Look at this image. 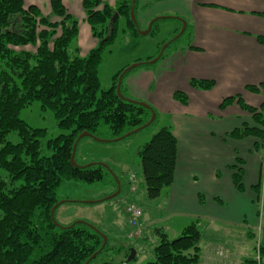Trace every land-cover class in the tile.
Returning <instances> with one entry per match:
<instances>
[{"label": "trees", "instance_id": "1", "mask_svg": "<svg viewBox=\"0 0 264 264\" xmlns=\"http://www.w3.org/2000/svg\"><path fill=\"white\" fill-rule=\"evenodd\" d=\"M132 1L121 0L117 7L104 4L98 10L100 0H84L87 20L102 44L83 58L70 51L78 26L61 0L51 2L53 15L60 21L43 15L38 6L26 5L24 0H0V264H90L95 253L108 249L109 236L105 235L107 243L103 247L104 235L98 229L84 222L61 226L52 210L60 205L57 190L64 181L93 184L110 174L109 166L72 164L74 148L83 133L96 137L99 127L106 125L120 138L127 126L140 131L154 113L152 108L127 99L122 84L118 94L123 72L115 77L110 89L100 92L98 70L103 49L114 39L119 19L126 21L132 35H138V11L144 13L151 8V2L136 0L135 22L131 16ZM115 15L117 19L113 21ZM157 24L158 20L150 33L157 31ZM186 34L190 39L188 24L181 37ZM164 53L160 50L159 59ZM192 85L210 90L215 83L193 80ZM182 96L179 92L177 98ZM232 99H226L222 107L229 106ZM34 101L52 110L58 126L70 132L52 138L46 129L33 128L22 120L21 110ZM240 104L252 115L256 126H244L234 131L232 138L253 136L263 143L264 104L260 109L241 101ZM14 136L17 142L13 141ZM138 155L147 197L157 199L175 180L178 142L171 127L154 134ZM113 178L121 193V178L117 174ZM242 179L239 170L233 180L240 192L245 190ZM261 186H254L253 190L258 193ZM156 234L160 241L154 250L155 260L147 264H200L202 231L198 222L186 226L174 240L163 229H156ZM133 242L119 245L118 249L126 248L129 257ZM260 252L264 258V245Z\"/></svg>", "mask_w": 264, "mask_h": 264}, {"label": "crops", "instance_id": "2", "mask_svg": "<svg viewBox=\"0 0 264 264\" xmlns=\"http://www.w3.org/2000/svg\"><path fill=\"white\" fill-rule=\"evenodd\" d=\"M24 2L44 5L39 0ZM162 9L180 12L191 32L186 48L177 52L169 67L172 78H184L187 88L173 94L170 88L175 98L183 93L185 109L173 114L170 125L178 156L174 183L166 188V210L172 217L182 216L188 225L199 223L207 247L204 252L201 249L200 264L229 263L235 238L225 225L245 229L250 236L262 218L258 207L259 199H264V142L253 136L235 139L231 134L256 126L240 101L256 109L264 104V0H173L165 8L146 15L141 12L139 19L147 25ZM193 80L214 81L215 85L204 90L194 87ZM228 98H233L232 103L223 108ZM233 105L237 109L226 110ZM222 109L226 110L223 114ZM239 170L243 192L233 180ZM259 184L261 190L256 193L253 187ZM122 213L129 231L125 209ZM144 239L136 241L144 243ZM218 247H224V258L217 255Z\"/></svg>", "mask_w": 264, "mask_h": 264}, {"label": "rangeland", "instance_id": "3", "mask_svg": "<svg viewBox=\"0 0 264 264\" xmlns=\"http://www.w3.org/2000/svg\"><path fill=\"white\" fill-rule=\"evenodd\" d=\"M61 1L67 12L77 21L78 26V34L70 47V51L78 57H87L91 51L101 46L102 39L93 34L91 25L87 20L84 0ZM100 1L101 6L97 8L98 10H101L104 4L117 7L121 2V0ZM145 1L151 2V8L146 11L147 13L152 9L165 8L168 3L173 2V0ZM39 2L44 4L39 7L43 15L52 16L54 21L61 20L58 16L53 15L52 0H39ZM141 12V10L138 11V27L140 32H145L150 22L144 25L140 21ZM146 12L144 11L145 15ZM160 17L164 19L158 20L157 31L147 35H132L126 21L120 18L114 39L104 46L103 62L98 70L100 92L110 89L114 84L115 77L123 72L120 77L123 76L122 92L124 96L134 102L147 105L154 110V113L150 116L148 123L145 124L146 126L144 125L145 127L138 132H134L129 126L125 127L122 135L126 138L122 140H119L122 137H116L106 125L99 127L96 137L81 139L75 155L76 164L82 167L89 164L109 166L111 168L110 174L105 175L104 181L93 184L66 180L57 190V199L60 205L55 211L54 218L59 225L70 226L84 222L98 229L103 235L109 236L108 249L99 254L90 264H147L152 262L155 260V247L160 241L156 229H163L169 239L174 240L189 224L180 218L182 216L172 217L167 213L166 188L157 199L150 200L147 197L138 155L140 148L148 143L154 134L173 124L175 112L185 109L181 98H175L172 94L177 89L186 90L187 81L182 77L175 81L171 76L172 69L169 67L177 57V52L182 51L184 47L186 48L189 42L187 34L168 46L182 31L183 24L180 20L184 16L178 11L162 9L157 11L151 19ZM32 47L34 49V46ZM163 49H165L164 56L158 59L160 57L158 54L160 50L163 52ZM130 68L132 69L125 72L126 69ZM171 87L172 94L170 92ZM246 98L251 102L248 94H246ZM199 100L202 104L204 103L201 99ZM234 109H237L234 105L226 108L227 111H234ZM226 110L222 109L220 113L223 114ZM153 114L155 119L152 121ZM20 118L33 128L46 129L52 138L70 132L58 126L53 111L44 109L40 101H34L31 105L23 108L20 112ZM131 132L134 133L131 134ZM13 141L17 142L18 139L14 136ZM113 174H117L121 178L123 191L118 196L111 198L118 190ZM132 174L136 177L135 193L131 192L127 181L129 175ZM259 202L260 207L258 209L260 211L258 215H261L262 218L259 219L258 227L251 229L254 234L249 236L245 229L225 225L234 235L235 251L229 257V263L224 262V264H249L248 261L264 264V258L260 252V247L264 245V209L261 212L264 199L260 198ZM131 203L138 204L142 210V222L140 220L138 233L130 225V216L127 215L129 231L124 220H122V212L125 209L127 214L126 207ZM142 236H145L144 243L136 241ZM131 240L134 241L132 246L135 257L132 253L128 257L129 252L126 248L118 249L119 245H126ZM200 247L202 251L207 249L204 246V237L201 238ZM226 254L224 247L217 248V255L220 258H224ZM245 254L246 257H243Z\"/></svg>", "mask_w": 264, "mask_h": 264}, {"label": "water", "instance_id": "4", "mask_svg": "<svg viewBox=\"0 0 264 264\" xmlns=\"http://www.w3.org/2000/svg\"><path fill=\"white\" fill-rule=\"evenodd\" d=\"M156 1H157V0H156ZM135 3H136V0H133V1H132L131 16H132V19L136 22L135 14H134ZM116 19H117V15L114 16L113 21H115ZM160 19L163 20L164 18L160 17V18L153 19V20L150 22L148 29H147L145 32H140V34H142V35H147V34H149V33L151 32V29H152V27H153V24H154L157 20H160ZM180 21L183 22V29H182V31L176 36V38H175L174 40H177L178 38H180V37L184 34V32H185V30H186V28H187V24H186V22L183 21L182 19H181ZM163 50H165V49H163ZM161 54H162V53H161ZM161 54H160V55H161ZM158 59H159V58H158ZM131 69H132V68H130V69H126L125 72H128V71L131 70ZM122 79H123V76L119 78V83H118V87H117V92H118V94H121V84H122ZM137 103H139V102H137ZM139 104H140L141 106L145 107V108H149V107H148L147 105H145V104H142V103H139ZM154 119H155V115L153 114L152 121H153ZM145 126H146V125H145ZM145 126H143L142 129H143ZM85 137H93V138H94L93 135H91L90 133L86 132V133H83V134L79 137L78 142H80V140L83 139V138H85ZM123 138H124V137L120 138L119 140H122ZM96 139H97V138H96ZM97 140H99V139H97ZM119 140H118V141H119ZM77 147H78V145H76L75 148H74L73 157H72V160H71V161H72V164H74V165H77L76 162H75V155H76ZM120 191H121L120 188H118L117 192L114 193V195H112L111 198H114V197L118 196V195L120 194ZM57 207H58V205H56V206L53 208V210H52V213H53V214H54V212L56 211ZM104 241H105V243H104V246H103V247H105V246H106V243H107V238L105 237V235H104ZM132 255H133V257H135V251H133V250H132ZM97 256H98V252L95 253V254L91 257L90 261L94 260Z\"/></svg>", "mask_w": 264, "mask_h": 264}, {"label": "built area", "instance_id": "5", "mask_svg": "<svg viewBox=\"0 0 264 264\" xmlns=\"http://www.w3.org/2000/svg\"><path fill=\"white\" fill-rule=\"evenodd\" d=\"M129 181H130V184H131L132 191H135L136 177L134 175H131L129 177ZM127 212L130 215L131 226L135 229V232L138 233L139 232V227H140V219H141V216H142L141 209L136 204H129L127 206Z\"/></svg>", "mask_w": 264, "mask_h": 264}]
</instances>
